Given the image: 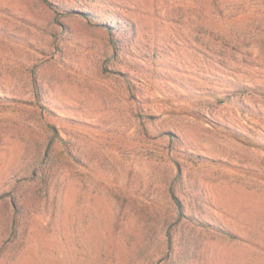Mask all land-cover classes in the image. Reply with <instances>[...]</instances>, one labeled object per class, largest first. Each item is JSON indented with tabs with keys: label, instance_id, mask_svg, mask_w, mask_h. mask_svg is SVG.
I'll list each match as a JSON object with an SVG mask.
<instances>
[{
	"label": "rangeland",
	"instance_id": "1",
	"mask_svg": "<svg viewBox=\"0 0 264 264\" xmlns=\"http://www.w3.org/2000/svg\"><path fill=\"white\" fill-rule=\"evenodd\" d=\"M107 1L0 0V264H264V0Z\"/></svg>",
	"mask_w": 264,
	"mask_h": 264
},
{
	"label": "trees",
	"instance_id": "2",
	"mask_svg": "<svg viewBox=\"0 0 264 264\" xmlns=\"http://www.w3.org/2000/svg\"><path fill=\"white\" fill-rule=\"evenodd\" d=\"M91 3L98 4L100 7L103 8V13L100 15L99 18L92 16L89 12L93 11V8H90L86 11H80L83 14H86V17L96 24L105 25L107 27V31L109 32L111 43H112V50L114 54V58H118L121 54L125 55H134V49L137 46V27L136 24L127 16H124L120 13L118 6L115 3H109L107 0H90ZM54 4V3H53ZM56 4V3H55ZM62 4V3H61ZM58 8H65L64 5L56 4ZM231 84V83H228ZM38 83L34 82V99L35 103L39 106V101L41 98V93L39 89ZM226 92L219 94L216 91H208L206 94L210 96L216 102V106H220L225 102H230L234 97L242 96L244 94H251L258 93L255 88L249 87L247 85H240V83H232L231 85L227 86ZM6 98L0 96V104L5 102ZM210 100V99H209ZM232 132V131H230ZM236 137L240 138L244 143L248 145L257 146L258 143L254 140L246 137L243 133H234ZM178 206L182 208L180 202H177ZM182 212V209H181ZM193 222H196L198 226H203L211 231H215L222 236H225L231 240H239L240 237L236 235L234 232L221 227L216 226L208 221H202L195 219L194 217L191 218Z\"/></svg>",
	"mask_w": 264,
	"mask_h": 264
}]
</instances>
